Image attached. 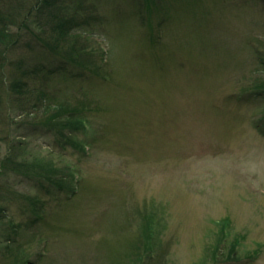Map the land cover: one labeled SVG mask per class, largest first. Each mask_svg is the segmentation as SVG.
<instances>
[{
  "label": "rangeland",
  "instance_id": "1",
  "mask_svg": "<svg viewBox=\"0 0 264 264\" xmlns=\"http://www.w3.org/2000/svg\"><path fill=\"white\" fill-rule=\"evenodd\" d=\"M35 2L13 1L30 32L0 61V264H264V0H46L24 18ZM54 16L83 48L64 72L65 45L36 35ZM37 90L84 102V129L46 128L64 116Z\"/></svg>",
  "mask_w": 264,
  "mask_h": 264
},
{
  "label": "trees",
  "instance_id": "2",
  "mask_svg": "<svg viewBox=\"0 0 264 264\" xmlns=\"http://www.w3.org/2000/svg\"><path fill=\"white\" fill-rule=\"evenodd\" d=\"M13 1L14 0H4V1L2 0V1H0V61L4 59V61L6 60L8 62V60H9L8 56H9L11 50H13L17 46V44L19 42L20 33L22 31L24 33L25 32H30L29 26L27 27L25 25V22H27V21L25 19H17L16 15L18 14V11H14L15 9H13V10L11 9V8H13V6H12L13 5L12 4ZM39 4L40 5H42V4L46 5L47 2H46V0H41V1L40 0H36V2L33 3V5H30L29 10L25 14L24 18H26L27 16H31L32 13L35 12L38 9L37 7L39 6ZM49 5H50V3H49ZM22 16L23 15L21 14V17ZM54 18H55V16L52 17V19L47 20L43 25H41V26L39 25L36 28V29H38V33L36 35L38 36L39 41L43 40V44H45L49 48H52L53 50L56 49V50L59 51V46L60 45L63 46L64 42L62 40L57 39L54 35H53V37L50 35V34H55V35L57 34L55 32V30H54L56 28H53V22H54L53 19ZM55 20H56V18H55ZM57 21L60 22V19H58ZM69 26H68V29L66 31L64 29L65 34H69L70 31L72 32V29H70ZM79 33H80V35L85 37L83 35L82 31H79ZM61 34L64 35L63 32ZM76 35H79V34H76ZM64 45H65L64 49L61 50V48H60V50H61L60 52H62L61 53V58L64 61L63 65H62V68L60 69L61 71L69 63H76L77 58H80V56H81V55L79 56L77 53L81 49H83V48L79 47L80 48V50H79V48L77 46L75 47L74 45H72L73 47H67L66 43ZM2 49L4 50V53H5L4 55H3V50ZM5 65L6 64H4V65L0 64V78H3V76H1V70H2V68ZM42 69H43L42 67L41 68L39 67V70H42ZM65 70H67V69L65 68L62 72H64ZM49 73H52V71H49ZM19 83H21V85H22V83H24V82L21 81V79H19V81L13 79V87L19 88V86H20ZM23 86H26V83H24ZM15 88H13L11 91L14 92ZM15 92H16L15 94L21 99L22 97H21L20 91H18V89H17V91L15 90ZM39 92L41 93V98L39 100H42V102H45L47 100L48 101L51 100L52 103L55 104L58 107L57 111H56L57 117L61 119L62 116H64L63 117L64 119L62 120L63 122H61L60 124L56 123V121L50 122V124H46L45 125L46 128H48V129L55 128V129H59L60 131L63 130L62 132H64L67 129L69 131L70 130L82 129V127L84 129L83 120H81V118H83V116H82L83 115V110L82 109H84L86 107L84 102H83V104H81V105L79 104L78 105V108L80 110L76 111V110L72 109L74 111L73 114H75V115H73L70 112V110L67 109L63 104L60 105L59 103L54 101L55 97H54L53 94H48L46 91H43V90H37V94ZM76 98H78V97H76ZM26 100H29V99L26 98ZM74 100L76 101V100H79V99H75L74 98ZM80 101H83V100H80ZM38 102H40V101H38ZM35 104H37V103L35 101H33V103L31 105H35ZM43 104H45V103H43ZM32 108H35V107H32ZM72 135H75V134L72 133ZM25 169L28 170L27 168H24V170Z\"/></svg>",
  "mask_w": 264,
  "mask_h": 264
}]
</instances>
